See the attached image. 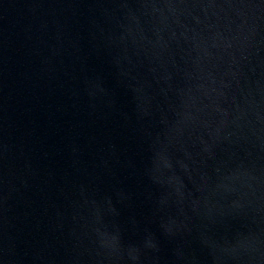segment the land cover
Returning <instances> with one entry per match:
<instances>
[{
	"label": "water",
	"instance_id": "95a60500",
	"mask_svg": "<svg viewBox=\"0 0 264 264\" xmlns=\"http://www.w3.org/2000/svg\"><path fill=\"white\" fill-rule=\"evenodd\" d=\"M0 264H264V0H0Z\"/></svg>",
	"mask_w": 264,
	"mask_h": 264
}]
</instances>
